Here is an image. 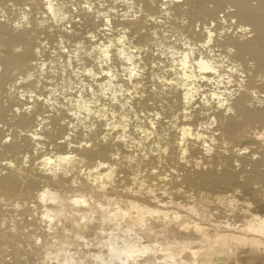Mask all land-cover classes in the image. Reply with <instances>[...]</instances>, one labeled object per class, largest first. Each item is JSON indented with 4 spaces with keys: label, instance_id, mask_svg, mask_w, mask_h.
Masks as SVG:
<instances>
[{
    "label": "bare ground",
    "instance_id": "1",
    "mask_svg": "<svg viewBox=\"0 0 264 264\" xmlns=\"http://www.w3.org/2000/svg\"><path fill=\"white\" fill-rule=\"evenodd\" d=\"M122 1L127 3L129 8L127 0ZM61 2L72 3L70 0ZM166 2L169 8L160 9L158 0H132L131 7L134 9L132 13H129L127 7L120 13L117 0H93L92 13L65 8L64 19H54L57 21L56 24L60 22L64 27L61 28L58 24L52 28L54 25L49 24L51 13H47L41 6L43 0H0V17H3L0 19V122L3 124L0 125V166L7 170L0 174V207L1 204H7L15 210H21L22 213L31 214L29 218L33 217L35 225L39 224L38 219L44 220L46 224L42 226L48 227L47 233L54 237L53 241L56 238L54 244L58 249L54 252L55 250H51L54 247L50 249L51 246L47 247V243L44 251L46 257L62 256L63 261L85 260L90 253L88 247L89 253H83L81 251L83 247L82 249L77 247L79 250L74 251L70 249L74 244L89 246L93 241L99 248L91 253L92 257L99 256L103 264L104 261L120 264L123 257H112L107 246L109 241H114L121 247L143 245L150 248L147 257L141 258L155 260L158 264H164L166 257H174L180 264H189L190 261H195V264H226L216 261L213 257V251L218 246L227 248L234 262H238V244L262 247L259 233H247L246 223L250 217H264V140L260 138V132L264 131V100L260 94V91H264V0H166ZM102 4L105 7H100ZM73 11L80 13V20L75 19ZM37 12H41V15L37 16ZM160 12L172 18L173 14H176V17L182 16L185 24L180 27L190 32L185 34L186 40L201 45L194 54L196 59L202 54L205 55V59L217 57L215 63L220 65V75L227 73L232 78L235 73L230 72L231 68L246 71L247 87L237 83V88L231 92L239 91L234 97H230L233 102L231 112L220 110L207 113L201 111V108L194 107L195 109L187 113L188 119H185V107L182 105L184 88L168 84L167 88L163 86L164 90H146L144 96H139L141 98L139 106H147L149 99H160L162 104L160 110H155V116L146 115L147 120L141 124L145 135L138 143L141 145L145 138L148 139L157 131V124L162 122L163 109L167 115H171V123L179 127V133L171 136L158 133L160 139L167 140L164 145L159 146L161 150L158 156L147 159L144 156L120 154L121 146L125 142L117 141L114 135L109 141H105V132L108 130L103 131L99 124L92 128V123L97 122L94 116L89 117L90 121L84 122H80L77 117H74L76 119L74 120L73 116L68 121L65 120L66 116H69L68 111L72 112L71 98L75 95L69 89L78 80L84 85L88 83L83 79L84 74L79 71L80 69L73 70L74 74L69 71V66L73 65L77 56L84 58L77 46L71 47L70 43L84 44L87 37L84 33L90 29L98 28L101 38H104L109 34L115 36L117 31L126 27L131 33L129 38L137 47V54H141L142 49H147L152 42L157 41L156 30H152L149 21ZM103 15L111 18L110 27H105L101 22ZM23 17L27 19L24 20ZM175 19L178 21V18ZM233 20L236 21L235 26ZM67 22H71L69 27L65 25ZM241 24L251 27L250 35L239 30ZM205 29L215 33L212 42L206 48L203 47L204 41L200 39L201 36L206 39ZM167 42L161 43L167 47L180 49V41L179 47L176 40ZM48 43L53 45L54 53L46 51ZM64 48L69 51L65 53ZM136 52L132 54L134 57ZM217 78L215 75L210 77ZM167 79L165 77V80ZM170 79L177 77L174 74ZM47 80H50L52 87H47ZM113 84L114 90L120 91L114 82ZM88 86L91 87L90 84ZM196 86L201 88L198 82ZM57 90H60L64 97L67 93L68 100L65 103L55 95ZM210 91L211 89L204 90L209 93ZM22 95L25 100L21 99ZM208 99L211 100L210 95ZM127 101L126 111H130V108L135 109V102L133 103L131 99ZM180 105L184 110L177 112ZM205 105L206 111L212 108V103ZM100 107L103 108V105ZM181 116L182 119L179 120ZM212 117H215V120ZM204 119L209 120L213 127L201 128V124L206 123ZM149 123L156 124V127L152 128ZM79 125L84 126V129H77ZM10 127L13 128L12 131ZM186 128L191 130L193 135L185 137L182 149L179 138ZM73 129L79 133L75 132L73 135L69 132ZM120 134H123V129L120 130ZM86 135L93 141L90 148L87 143L81 147V141ZM5 137L11 139L6 140ZM258 137L260 138L258 145L251 143L252 148L256 147L253 150L258 152V156H254L257 153L253 155V152L242 151L243 148L247 149V146L236 148L245 139L252 140ZM61 138L63 139L59 140ZM129 138L128 134L127 144L132 141ZM175 142L179 147L177 153L174 151ZM69 150L75 152L80 159L65 165L55 174L41 169L42 173L39 176L33 173L21 175L20 165H11L13 162L19 163L21 153L24 154L22 161L25 157L31 159L32 156L41 157L43 162L41 154H47L52 158L66 155ZM181 151L186 153L183 159L180 158ZM117 154L120 159L114 168L113 180L104 192L100 193L96 191V186L88 177L91 175L95 179L107 169L100 168L98 172H89L88 169L97 168L101 164H111ZM123 155L130 156L140 168L130 171L123 167ZM161 158L171 160L169 168H162ZM3 159H8L9 164L3 165ZM237 161L238 168H235L233 162ZM247 164L250 166L247 167ZM82 167L85 169L83 173L80 171ZM153 167L156 168V172L152 171ZM164 170L169 171L167 173ZM137 172L141 173V179H144L146 187L140 188L137 184L132 192H128L126 189L131 187V177ZM153 180L155 183H152ZM183 187L185 189H182ZM44 188L55 194L46 203L38 199L39 192ZM148 188L151 192L147 190ZM236 191H241V195ZM78 193L88 195L90 202L98 201L99 196L104 195L106 212L103 215H107L108 212L113 215L107 220L101 216L90 221L95 225L92 229H78V221L95 210L94 204L92 207L71 204L72 197ZM165 195L168 199H165ZM222 198H234L239 203L229 207ZM129 201L158 213L156 216L146 217L149 221L147 229L140 228L136 215L129 213L128 216H124L123 213L132 207ZM19 210L16 212L20 213ZM7 211L4 212L0 208V246L14 243L18 245L15 250L17 252L21 248L24 249L26 242H29L26 243L29 245L33 239L25 238L26 236L21 233L28 228H21L24 214L16 216L20 218V223L16 224L10 221ZM45 211L49 213L50 218L45 217ZM176 217H179V220ZM4 222L7 224L6 227L2 226ZM182 223L190 224L192 227H181ZM197 224L200 225V232L196 230ZM228 225L233 226L227 227ZM33 231L36 229L29 233ZM41 232L39 231L37 235L34 233L37 239H42ZM218 236L221 237L220 240L216 239ZM137 240L139 245L136 244ZM35 244H32L33 249H37L38 245ZM32 251L34 253V250H31V254ZM193 252L196 253L195 256ZM0 264H6L1 257Z\"/></svg>",
    "mask_w": 264,
    "mask_h": 264
},
{
    "label": "snow or ice",
    "instance_id": "2",
    "mask_svg": "<svg viewBox=\"0 0 264 264\" xmlns=\"http://www.w3.org/2000/svg\"><path fill=\"white\" fill-rule=\"evenodd\" d=\"M129 4V12L132 11V0H127ZM160 9L169 8L166 0H158ZM42 8L47 10V13H51L50 19L61 20L65 17L64 9L69 10L77 9L80 12L92 13L94 11L93 0H72L71 4H65L61 0H43ZM100 7H105V5H100ZM46 13V15H47ZM72 15L76 20H80L81 16L79 12L73 11ZM102 14H98L100 16ZM3 17H0L2 19ZM24 20L27 17H23ZM101 22L105 27H110L112 24L111 18L103 15ZM19 23V22H18ZM215 23V20H213ZM235 26L236 21H232ZM240 31L251 34V27H245L243 24L240 26ZM114 31H116L114 29ZM100 30L90 29L87 31V39L83 44L84 48H88V51L84 52V56L87 58L83 61L81 66V71L83 72V79L88 83L85 85L84 89H80L79 86L72 88V92L75 94L71 98L72 107V116L77 117L80 122H84L89 119L90 116L97 118L96 123H92L91 127L96 128L98 124L108 131L105 132L104 139L109 141L111 136H115L117 141L123 140L125 144L128 140L129 128V118L130 111H126L127 108V99L132 98L134 89H138V81L142 79L144 74V68L138 67L140 61L138 58L134 57L132 54L137 51V47L133 40L129 37L131 35L130 31L126 27H122L115 36H106L101 38L99 34ZM206 39L204 36H201L200 39L204 41L203 47H207L213 40L215 33L205 29ZM173 40L176 37H172ZM159 43V42H157ZM183 47L177 50L171 46L167 49V54H170L171 60L166 63L169 64L170 71H165L164 76L175 74L177 79L165 81V86L168 84L177 85L182 87L185 90L184 93V107H185V119H188L187 113L192 111L191 104L192 101L197 98V94L204 92V89L198 88L196 86L197 81H206L209 87L211 88L210 93L204 92V95L200 97L205 104L212 103L215 107L221 110H227L228 112L232 111L233 102L228 93H231L233 90L230 87L233 84L239 83L243 87H247L245 83V74L244 72L239 73V78L234 80L230 74L220 75V65L215 63L217 57L213 56L212 58L205 59V55H200L199 59H196L194 54L201 45H198L190 40L181 41ZM77 49L82 51L83 48L80 44L77 45ZM63 51L67 53L69 49L64 48ZM164 55V53H161ZM134 60L136 62L134 63ZM77 63H80V57L77 56ZM115 63L116 67H113ZM90 65V66H89ZM153 70L157 68V65H152ZM123 69V72L120 71ZM237 68L233 67L230 69L231 73H235ZM79 75V73H78ZM215 75L217 79H210L211 76ZM156 79H161L162 77H155ZM122 80L123 83L119 84L120 91L114 90V81ZM225 80L227 82L225 83ZM99 82V83H97ZM88 84L91 87H88ZM125 88L127 91L125 92ZM111 90V95L109 91ZM136 95H139L138 90ZM211 97V100L208 97ZM43 99V98H41ZM65 100H68L67 93H65ZM123 101V103H121ZM135 101L133 100V103ZM103 105V108L100 106ZM111 109V114L109 115V110ZM19 111V109H17ZM87 113V115H85ZM215 120V117H212ZM210 124L202 123L201 128L209 127ZM152 128L156 127V124L151 125ZM123 129V134H120V130ZM138 132H143V129H138ZM193 132L189 129H185L183 135L179 138L180 147L183 149L185 145V137L192 136ZM197 139L199 136L197 135ZM260 138L264 140V131L260 132ZM6 140H10L11 137H5ZM87 143L89 148L91 147L93 141L89 136L86 135L85 139L81 141V147ZM207 148V144L204 145ZM37 147H39L37 145ZM159 147V146H157ZM167 151V149H164ZM242 151H247V149H242ZM185 151L180 152V158L183 159L185 156ZM42 160H37L38 166L46 172L53 173L60 171L64 168L65 165H70L80 159L75 152L69 150L66 155H61L57 157L50 158L47 154H41ZM131 159V157H128ZM25 159H29L25 157ZM119 155L113 157L111 164H101L97 168L88 169L89 172H98L100 168L107 169L103 174H98L94 179L89 175V181L96 186V191L103 193L104 190L109 186V183L113 180L114 177V168L119 162ZM81 173L85 171L82 167L80 169ZM153 172H156V168L153 167ZM146 179V178H145ZM152 183H155L153 180ZM131 187H128L126 190L132 192L133 188L139 184L140 188H145L144 179H141V173H135L131 177L130 181ZM151 192V189H147ZM55 194L49 193L47 188H44L38 194V199L48 201L50 197H53ZM95 196L96 193L94 192ZM231 195V194H229ZM226 206L232 207L236 206L239 201L236 199H226L222 198ZM106 197L104 195L99 196L98 201L90 202L88 195L85 194H76L72 197L70 203L73 205H84L85 207H92L95 205V210L85 215L82 220L78 221L77 228L81 230H89L95 227L90 221L95 220L103 216L104 220H107L113 213L108 212L107 215H103L106 212L105 206ZM55 202V201H53ZM110 203V202H109ZM132 204V207L125 211L124 216H128L129 213H132L137 216V223L141 229H147L149 227V221L146 217L156 216L158 213L154 212L148 208H142L140 205L129 201ZM46 218H50L47 211L44 212ZM165 219H168L165 217ZM179 220V217H176ZM136 225H133L135 227ZM233 225H228L231 227ZM181 227H192V225L181 224ZM198 232L201 231L200 225H195ZM236 227H239L236 225ZM247 233L258 232L261 239L260 244L264 247V217H250L246 223ZM51 230V229H50ZM131 229H129L130 231ZM247 236V234H245ZM82 239V237H80ZM217 240H220L221 237H216ZM41 241H37V244ZM139 245V240L136 242ZM109 253L112 257H123L120 260V264H158L155 260L142 259L141 257H147L148 253L151 251L150 248L140 245L139 247L134 245H128L121 247L116 244L114 241L108 242ZM171 247V246H170ZM194 256L195 252L192 253ZM100 257L96 256L93 259L85 260H57V264H99ZM104 264H110L109 261H104ZM164 264H180L179 261L175 260L174 257H166ZM189 264H195V261H190Z\"/></svg>",
    "mask_w": 264,
    "mask_h": 264
},
{
    "label": "rangeland",
    "instance_id": "3",
    "mask_svg": "<svg viewBox=\"0 0 264 264\" xmlns=\"http://www.w3.org/2000/svg\"><path fill=\"white\" fill-rule=\"evenodd\" d=\"M71 2H72V0H70V3ZM117 2L119 4L118 8L120 9V11H119L120 13L123 12V10H124L125 7H127V10L129 11V8L127 6V3H125L122 0H117ZM27 6H29V5H27ZM132 10H134V9L132 8ZM129 13H132V11L129 12ZM36 15L37 16H40L41 15V12H37ZM165 15H167V14L164 13V12H160L159 14H157V16L150 18L149 23L152 24V30H156V32H155L156 33V36H155V33H153V35L157 38V41L152 42V44L150 45V47H148L147 49H142L141 54H137L138 52H136V56L135 57L138 58V60L140 61V63L138 64V67L144 68V74H143L142 79L139 80V82H138V89H134V91H133L134 94H133V96L131 98V101L132 102H133V100L135 101V109L130 108V118H129V128H130V131H129L128 134H129V137H130L129 140H132V141L134 140V142L129 141L128 144L127 143L126 144H123L121 146V152L122 153H120V154H131V155H135V156H144L147 159H150L151 156H158L160 154L159 153L160 150H161L160 147H161L162 144L164 145V142L167 140L165 138L160 139L159 138L160 136H157L158 133H164L166 136H171V135H174L175 133H179V131H178L179 127L177 125L171 123V115H167L165 113V109L162 108L163 109V110H161L162 111V115H161L162 122L159 123V124H157V128H158L157 131L155 133H152L149 136L148 139L145 138L143 140V143L141 145L138 143V140L141 139V137H143L145 135L144 134V131L142 132L143 133L142 134L141 132H138V129H142L141 128V124H144L145 120H147V116L146 115H148L150 117L151 116H155L156 111L161 109V104H162V100H160V99H149L148 100V103L149 104L147 106H145V105L139 106V104H140L139 102L141 100V98H139V96H144L146 94V90H149V89H153V90H155V89L156 90H160L161 89V90H164L165 81L171 80L170 77L174 76V74L168 75V76H164L163 75L165 71H170L169 64L166 63V62L171 60V58H170L171 56H170V54L167 55V49H168V47L164 43H161V42L162 41H165V42H167V41L168 42L169 41H174L175 42V40H176V43H178V47H179V42L178 41H180V47L179 48H181L182 47L181 45H183V44H181V39H182V41L186 40V35L185 34H189L190 33L189 31H184L180 27L181 25L185 24L184 23L185 21L183 20V18H182L181 15L177 14L179 16L176 17L175 16L176 14H173V16H174L173 18H172V16L170 17L169 15H167V16H165ZM175 18H178V21ZM173 20H176V22L173 21ZM56 22L57 21H54V19H51V21L49 20V24L50 25H54V26H52V28H55L56 25H58V24H59V26L61 28L64 27L63 25H61L60 22H58L57 24H56ZM70 24H71V22L65 23V25H68V27H69ZM78 25L80 26V24H78ZM82 26H84V25H82ZM158 27H160V28H158ZM231 28H229V30H231ZM197 29H199V27H197ZM164 32H167V33H164ZM86 33L87 32L84 33L85 36H86ZM42 36H43V34H42ZM168 36H169V38H168ZM172 37H176V39L173 40ZM86 39H87V37H86ZM157 42H159V45H160V43L163 44L164 45V46L162 45L163 48L161 47V45L159 46ZM67 43H69V42H67ZM49 44H50L51 47L49 46ZM75 44H77V43H70L71 47H74V46H77L78 45V44L77 45H75ZM82 45L83 44H81V46ZM82 48H83V50L80 51V52H81L82 57H84V58H80V63H77V58L74 59L73 65L71 67L69 66V71H70L71 74H74L73 70H79L80 69L79 71H81L82 63H83V61H85L87 59L83 54H84V52L88 51V48H84L83 46H82ZM53 49H54L53 45L51 43H48L47 46H46V51L48 53L49 52L54 53V50L55 49L54 50ZM158 49H159V51H158ZM164 49H165V51H164ZM160 52L161 53H164V55H161ZM135 62H136V60H134V63ZM153 64L157 65V68L155 69V71L152 68V65ZM75 67H76V69H75ZM113 67L114 68L116 67L115 63L113 64ZM226 69H228V67H226ZM120 71L123 72V69H120ZM240 72H244L245 75L247 74L246 71H242V70L236 71L235 72V76L233 77L234 80H236V77H237V79L239 78V73ZM158 76L159 77H162V78L160 80L159 79H156L155 77H158ZM165 77H166V79L167 78L168 79L165 80ZM77 79H78V77H77ZM161 80L162 81L164 80V81L163 82H160ZM59 81H61V79H59ZM46 82H48L47 83V87L48 88L52 87V85L50 84V80H47ZM197 82L201 85L200 87L202 89H204V90L211 89L209 87V85L207 84L206 81H197ZM85 83H87V82H85ZM114 83H115V86L117 88H119L118 85L121 84V83H123V81L122 80L114 81ZM73 85L74 86L72 88L76 87L75 85H77V86L79 85V88L80 89H82V88L84 89L86 84L84 85V83L82 84L78 80ZM234 85H235V87H234ZM234 85H231L230 86V87H234L232 89L233 90L232 92H234L235 88H237V83L234 84ZM72 88L69 89V91L72 92ZM165 88H167V86ZM137 90L139 92V95L138 96L136 95V91ZM126 91H127V89L125 88V92ZM238 92L239 91L237 90L236 93H238ZM261 92H263V93H261ZM236 93H230L231 95L230 94H228V95H230V97L231 96L234 97ZM260 94L262 95L261 97L264 100V97H263L264 96V91H260ZM55 95L58 97V99H60V100L62 99L63 100L62 103H65L66 102L65 97L62 96L64 94L60 90H57L55 92ZM197 95H198L197 98L192 101V104H191V108L192 109L201 108V111H204V112H207V113L213 112V111H220L221 110V109L215 107L214 104H212L211 105L212 108L206 111V109L204 107H207V105H205V103L202 101V99H200V97L203 96L202 92L199 93V94H197ZM22 97H23V95L21 96V99L25 100ZM24 97H25V95H24ZM125 98L128 99L127 96H125ZM134 98H136V99H134ZM151 100H152V102H151ZM260 103H262V102H260ZM183 104L184 103H182V105ZM182 105H180V107L177 110V112H180V111L184 110V108L182 107ZM68 115L69 116H66V118H65V120L67 119L66 121H68L70 119V117H72V112L69 113V111H68ZM72 118L74 119V116ZM181 119H182V116L179 117V120H181ZM74 120H76V119H74ZM204 120H205L206 123L209 124V120H207V119H204ZM88 121H90V119H88ZM0 125L2 126L3 124L0 122ZM5 126H3V127H5ZM210 126L213 127V125H210ZM11 128L12 127H10V130L12 131L13 128L12 129ZM80 128L84 129V126L79 125L77 127V129H79V130H80ZM101 128H102L103 131H107L106 128H104L102 126H101ZM10 130L9 131L7 130V132H11ZM69 132H72L73 135H74L75 132H76V130L73 129L72 131L70 130ZM76 133H79V132L77 131ZM79 136H80V134H79ZM62 139L63 138H61L59 140H62ZM259 140H260L259 137L258 138H255V139H252V140L245 139L239 145H237L236 148H240L241 146H247V151H245V152H247V153H249V152L252 153L253 152V155L255 153H257L254 156H258V152H254L253 149L256 148L255 146L259 144ZM251 143H254V145H255L254 148H252L253 147V144H251ZM131 145H132V147H131ZM157 146H160V147H157ZM130 147H131V149H130ZM243 149H246V148H243ZM174 151H175V153L179 152V147H178L177 142H175ZM135 152H137V153L135 154ZM23 156H24V154L21 153L20 154V157L18 158V159H20V161H18L19 163L13 162L11 165L12 166L20 165L19 174H21V175L28 174V173H33L34 175H38L39 176L42 173V170L38 166L37 160L38 159L41 160V157L34 158V157L31 156V159H27L26 160L24 158V160L22 161ZM161 159L163 161V162L160 163V164H162V168L163 169L169 168L170 167V164H171V160L170 159H167V158H161ZM8 161H9L8 159H3L2 160V164L3 165L9 164ZM238 162L239 161L233 162V164H234L233 166L235 168H238V165H237ZM122 166L125 167L126 169H129L130 171L137 170L138 168H140L139 164L135 163V160L129 159L128 156H126V155L125 156L123 155V163H122ZM246 166L249 167L250 165L248 166V164H247ZM6 171L7 170H6V168L4 166H0V174H4ZM168 171L169 170H166L165 172L168 173ZM120 174H122V173H120ZM182 189H185V188L183 187ZM236 192L239 195H241V191H236ZM165 199H168V197L166 196ZM3 206H6V207H3ZM0 208L4 212H6L7 209H8L7 212H8V217H9L10 221H12L13 223H16V224H17V222H18V224L20 223V220H19L20 218L19 217H16V216L18 214H20V213H21V216L24 214L25 216L23 215V219H21L22 220L21 221V225L23 223V225L25 224L26 226L25 225L24 226L22 225L21 228L22 227H24V228H27L28 227L29 229L28 228L27 229H24L23 228L26 231L24 232V230H22L21 233L23 234L24 237L26 236L25 238L33 239V241L30 240V244L29 245L26 244V243H29V242H26L24 244V249L21 248L17 252H15V250L17 249L18 245L14 244V243H13V245H12V243L11 244H8V245H1L0 246V253H1L0 254V257H1V259L3 261H5L6 264H57V260L58 259L61 262L63 261L62 256L59 257V258L58 257L57 258H50V257H46L44 255L45 254L44 251L46 249L47 243H48L47 247H50L51 246L50 249L52 247H54L51 250H55L54 252L58 251V249H56L57 248L56 245L54 244V242L56 243V238L53 241V238L54 237H51L47 233L48 227H44L43 228V226H45V224H46L45 222H43L44 220L42 221V220L38 219L37 222L39 224L37 225V223H36V225H35V222L32 221V218L33 217L32 218H29V217L32 216L31 214L22 213L21 210H19V209H16L15 210L14 207L12 208V206H10V205L8 206L7 204H1V207ZM13 210L15 212H13ZM18 210L20 211V213H17ZM9 212H11V213H9ZM10 214H12V215H10ZM18 216H20V215H18ZM14 220H16V221H14ZM5 222L2 224L3 227L4 226L6 227L7 224L9 223V222H6L7 223L6 224ZM34 225H35V227H34ZM33 229H36V231H33L32 233H29V231L31 232ZM39 229H42V230H39ZM38 230L40 232L42 231L41 233H43L42 236H41L42 239H37L35 237V234L37 235V233L39 232ZM32 234H34V235H32ZM44 238L45 239L47 238L46 241H45ZM36 239H37V241H41V243L37 244ZM32 244L33 245L35 244L36 246L38 245L37 246V249L36 248L33 249L32 248ZM89 244L91 246L90 245L87 246L85 244H81L80 246L79 245H76V244H74L73 246L70 245V247L72 246L70 250L71 251L72 250L74 251V250H76L78 248H81L82 249V247H83L84 249H82V250L80 249V250L83 253H89L90 252L89 254H87L88 257H86V259L88 258L89 260H91V259H93L91 253H93L94 251L98 250L99 246H95L96 244L93 241H91V243H89ZM87 247L89 249V252H88ZM28 249H29V251H28ZM31 250H34V253L32 251V254H31ZM237 253H238V256H237L238 262H234V258L233 257L231 258L229 256L228 249L225 248V247H223V246H218L213 251V257L215 258L216 261H218V262L220 261V262L226 263V264H264V247L255 248V247H252L250 245L248 246V245L238 244ZM22 256H24L25 258H23ZM26 256H28L29 258L27 257L28 258L27 259ZM26 259L29 260L28 263H27V260ZM17 260H19V261H17ZM82 260H84V259H82ZM100 263L103 264L102 262H99V264Z\"/></svg>",
    "mask_w": 264,
    "mask_h": 264
}]
</instances>
